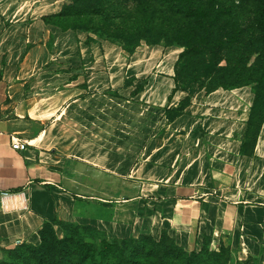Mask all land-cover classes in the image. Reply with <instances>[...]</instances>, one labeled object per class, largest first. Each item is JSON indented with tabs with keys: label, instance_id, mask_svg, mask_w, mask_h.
I'll use <instances>...</instances> for the list:
<instances>
[{
	"label": "crops",
	"instance_id": "crops-1",
	"mask_svg": "<svg viewBox=\"0 0 264 264\" xmlns=\"http://www.w3.org/2000/svg\"><path fill=\"white\" fill-rule=\"evenodd\" d=\"M71 1L0 0V256L19 243L39 245L45 223L59 219L93 225L110 238L159 240L167 231L186 249L210 235L240 259L264 264V198L253 194L264 191V124L253 153L242 152L252 90L195 94L167 121L166 134L146 142L145 161L129 169L123 185L104 147L77 151L73 138L59 140V120L79 102L105 101L107 90L146 110L178 107L188 94L177 90L175 72L160 71L162 62L149 70L138 51L127 56L94 34L45 21ZM144 76L140 92L125 84ZM13 137L28 149H13ZM239 166L249 172L241 184ZM56 231L61 235V226Z\"/></svg>",
	"mask_w": 264,
	"mask_h": 264
},
{
	"label": "trees",
	"instance_id": "trees-1",
	"mask_svg": "<svg viewBox=\"0 0 264 264\" xmlns=\"http://www.w3.org/2000/svg\"><path fill=\"white\" fill-rule=\"evenodd\" d=\"M237 2L238 0H72L61 12L45 16L44 19L62 29L88 32L118 44L129 55H133L144 42L152 46L184 47L176 64L174 77L177 90L184 92L191 89L192 81L185 79L179 71L180 62L190 65L203 57L208 47L220 42L221 46H218L222 47L220 55H223L221 58L225 60V65H221V60L214 71H210L211 81L218 86L207 93L220 88H252L256 97L242 145V152L251 155L264 124L262 118L259 125H256L258 130L250 135V128L255 124L256 108L260 104L264 105V0ZM251 5L255 6L254 13L260 12L252 29L241 30L233 26L229 30L232 26L230 21L229 25L223 26L221 23L217 27L222 35L216 37L214 19L235 15L237 9L244 10ZM236 31L240 35H234ZM192 97L188 93L176 107L177 114L168 117V120L174 121L190 105ZM249 135L253 142L251 151H248ZM57 226L65 228L63 238L57 235ZM92 230L97 232L96 227H92ZM103 232L104 238L94 245L85 241L89 232L82 226L59 219L49 221L41 230L39 245L19 243L9 248L6 261L0 264H221L202 263L199 253L188 252L175 238L165 236L169 234L167 231L163 232L159 240L149 234H142L138 238L111 239ZM106 243L108 248H103ZM250 261L251 259L240 264H251Z\"/></svg>",
	"mask_w": 264,
	"mask_h": 264
},
{
	"label": "rangeland",
	"instance_id": "rangeland-1",
	"mask_svg": "<svg viewBox=\"0 0 264 264\" xmlns=\"http://www.w3.org/2000/svg\"><path fill=\"white\" fill-rule=\"evenodd\" d=\"M239 2L242 3V0H238L237 3ZM254 11H256L255 6L251 5V7L245 8L244 10L237 9L235 15L219 16L218 18L214 19L216 37L222 35V33L217 28L221 23H223L224 26L229 25V22L231 21L232 26L229 28V30L232 29L233 26L236 27V29L241 28V30L252 29V26L257 23V18L260 16V12L254 13ZM235 16L239 19H237ZM234 35H240V32L236 31L234 32ZM234 43L235 42H233V44ZM218 45L221 46L220 42H215L213 46H210L205 50L203 57L196 59L190 65L185 64L184 61H181L178 65V69L184 78L192 81L191 89L189 88L188 92H186L187 94L191 93V95L194 96L199 92L207 93L218 86L211 81L210 73V71H214L213 69L219 62H221V60V65H225V60L221 58L223 55H220L222 47ZM121 48L122 51H124L123 54L128 56L129 53H127L123 47ZM137 51V57H139L138 59L141 60L139 61L140 66L144 65L145 67H148L149 70H151V68L157 63L159 64L162 62L163 65L160 66V71L176 73V64L180 58V54L184 51V47L178 45L170 47H164L160 45L152 46L144 42L142 43L141 48L139 50L137 49ZM145 76L137 78L136 82L133 81V78L128 79L126 80L125 84H132L135 88V91H141L147 86L148 83L147 77ZM194 80L198 82L193 83ZM83 85L85 86V84H82L81 87ZM247 87L252 90L250 86ZM114 95V91L109 92L107 90L106 97L104 98L105 101H99L97 98H95L94 100H88L87 105L83 107L81 102H79V109L76 108L73 111L64 114L63 118L59 120V125L57 128L59 131V140L65 144L67 140L73 138V147H75V149L79 148L77 151L80 149H88V147H90L97 153L99 146L104 147L107 155L106 158L108 159L106 162L111 161V163L117 168L116 170H119L115 172L122 174L121 176L123 177V180L121 182L124 185L127 179L125 177H128L124 175L128 173L129 169L133 165L145 161L143 151L145 149L146 142L155 136L166 134L168 132L166 130L168 117H174L177 114V108L172 107L170 110L163 107L159 108L155 105L153 110H146L145 107L140 106V100L137 101L131 99L130 97L127 98L124 96L117 97L115 99ZM153 95H155V98H159V96H157L155 93ZM253 95L256 97L254 92ZM130 100H133V102ZM97 102H100L102 105L104 104L105 107H99ZM262 118H264V105L260 104L258 108H256L255 124L252 128H250V135L258 130L256 125H259ZM251 139L252 137L250 136V147L248 151L252 150L251 146L253 142ZM111 155H113V158L109 159L108 156ZM241 167L242 166H239V171H235L237 174V182L240 184L243 182L242 174L249 173L241 171ZM113 172L114 171H107L106 176L109 177L111 175H115ZM139 173H141V171ZM250 179L255 180L256 177L251 176ZM253 192L255 196H262V198H264V191L261 193L256 191ZM244 194L245 193L242 192V196ZM254 198V200L251 198L249 200L260 201L262 199H257L256 197ZM244 199L246 200L247 196L244 197ZM71 223L82 226V228L89 232V235L85 236V241L94 245L99 244L100 240L105 236L103 230L97 227V232H93L92 227H95L93 225L80 222ZM68 228L69 226L67 229ZM61 230V235L57 233L59 238H63L65 236V228L61 227ZM168 235L170 234L165 236ZM138 237L139 236L135 238ZM168 241L171 242V239H168ZM103 248H108V244H104ZM186 250L188 252L199 253L202 256V263L217 262L221 264H240L251 259V264H263L258 258L255 257L245 260L240 259L237 251L234 250L230 244L225 241H222L221 243H215L210 235L205 236L203 241L199 242L194 248ZM9 251L10 249L3 251L2 255L0 256V263L6 261Z\"/></svg>",
	"mask_w": 264,
	"mask_h": 264
},
{
	"label": "built area",
	"instance_id": "built-area-1",
	"mask_svg": "<svg viewBox=\"0 0 264 264\" xmlns=\"http://www.w3.org/2000/svg\"><path fill=\"white\" fill-rule=\"evenodd\" d=\"M12 147L18 151H26L29 147V143L19 137H13Z\"/></svg>",
	"mask_w": 264,
	"mask_h": 264
},
{
	"label": "bare ground",
	"instance_id": "bare-ground-1",
	"mask_svg": "<svg viewBox=\"0 0 264 264\" xmlns=\"http://www.w3.org/2000/svg\"><path fill=\"white\" fill-rule=\"evenodd\" d=\"M171 61V60H170Z\"/></svg>",
	"mask_w": 264,
	"mask_h": 264
}]
</instances>
